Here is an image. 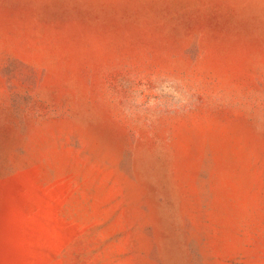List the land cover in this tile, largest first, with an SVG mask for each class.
Here are the masks:
<instances>
[{"label": "rangeland", "instance_id": "374dc122", "mask_svg": "<svg viewBox=\"0 0 264 264\" xmlns=\"http://www.w3.org/2000/svg\"><path fill=\"white\" fill-rule=\"evenodd\" d=\"M0 264H264V0H0Z\"/></svg>", "mask_w": 264, "mask_h": 264}]
</instances>
